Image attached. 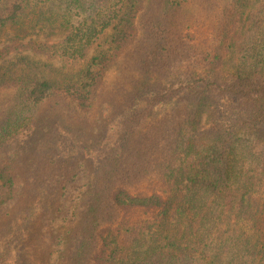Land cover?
I'll use <instances>...</instances> for the list:
<instances>
[{
	"label": "trees",
	"instance_id": "trees-1",
	"mask_svg": "<svg viewBox=\"0 0 264 264\" xmlns=\"http://www.w3.org/2000/svg\"><path fill=\"white\" fill-rule=\"evenodd\" d=\"M2 186L0 264H264V0H0Z\"/></svg>",
	"mask_w": 264,
	"mask_h": 264
},
{
	"label": "rangeland",
	"instance_id": "rangeland-1",
	"mask_svg": "<svg viewBox=\"0 0 264 264\" xmlns=\"http://www.w3.org/2000/svg\"><path fill=\"white\" fill-rule=\"evenodd\" d=\"M189 18H190V15L189 14H186L183 17L184 20H188ZM103 40L104 39H102L99 42V43H102V47L105 46V44H103ZM102 47H96V48L92 49L89 54L90 55H93L96 51H98L96 49H98V48L101 49ZM52 65L54 66V68H56L57 70L62 71V72H67L71 68L70 65L65 64L63 62H60V61H54V62H52ZM73 66H78V64H74ZM121 79H122V76L120 74V70H115V71L110 72L109 75H108V78H107L108 86L109 87H112L113 84L118 85V83L120 82ZM166 111H168V108H165L164 106H157L156 108H154L153 112L150 114V116H149L150 118L148 120L149 121H152V120L153 121L154 120H160V116L162 114H164ZM106 125H107L106 123H104V122L102 123V126L103 127H105ZM110 128H111V123L106 126V130L109 131ZM97 131H98L97 128H95L94 130H92L93 136L92 137H89L87 139V141L90 140V139H95L96 140V137H94V136L97 133ZM96 136H97V134H96ZM95 160L94 159L93 160H90V162L95 161ZM80 190H82V189H80ZM7 196H8V188H7V186H2L0 188V200H4L5 198H7ZM76 197H79V198L76 200L77 202L75 203L74 199ZM87 199L88 198H87V196L84 193H81V194H79V193H73V194H71L70 200H72V201L71 202H68L67 201V202H68V208H69V206L71 208L75 204V207L73 209L74 211H73V214L72 215H74L75 217H77L80 213H82L84 211V209L86 208L85 206H86ZM141 217L142 216H140L139 214H134L133 217H132V219L135 222H137V221H140L141 220ZM67 228H68V226H66L65 224L62 223L61 225H58L57 228L54 229V231L57 234H59V235L60 234H63L64 235L65 232H66V230H67Z\"/></svg>",
	"mask_w": 264,
	"mask_h": 264
}]
</instances>
